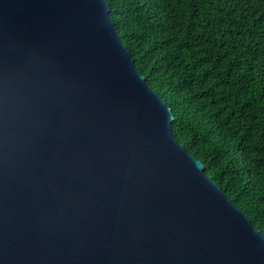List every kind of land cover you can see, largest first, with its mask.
Masks as SVG:
<instances>
[{"label": "water", "instance_id": "water-1", "mask_svg": "<svg viewBox=\"0 0 264 264\" xmlns=\"http://www.w3.org/2000/svg\"><path fill=\"white\" fill-rule=\"evenodd\" d=\"M109 13L0 0V264H264Z\"/></svg>", "mask_w": 264, "mask_h": 264}, {"label": "trees", "instance_id": "trees-1", "mask_svg": "<svg viewBox=\"0 0 264 264\" xmlns=\"http://www.w3.org/2000/svg\"><path fill=\"white\" fill-rule=\"evenodd\" d=\"M174 137L264 235V0H107Z\"/></svg>", "mask_w": 264, "mask_h": 264}]
</instances>
